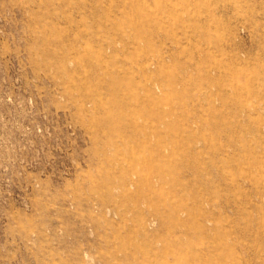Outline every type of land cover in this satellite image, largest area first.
<instances>
[{"label":"rangeland","instance_id":"374dc122","mask_svg":"<svg viewBox=\"0 0 264 264\" xmlns=\"http://www.w3.org/2000/svg\"><path fill=\"white\" fill-rule=\"evenodd\" d=\"M0 264H264V0H0Z\"/></svg>","mask_w":264,"mask_h":264}]
</instances>
